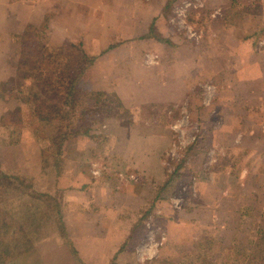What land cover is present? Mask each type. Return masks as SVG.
Wrapping results in <instances>:
<instances>
[{"label":"crops","instance_id":"0c3cea01","mask_svg":"<svg viewBox=\"0 0 264 264\" xmlns=\"http://www.w3.org/2000/svg\"><path fill=\"white\" fill-rule=\"evenodd\" d=\"M180 1L0 0V17L7 15L9 18V23L5 25L4 17L0 18V47L7 41L12 51V61L6 66L0 62V71L4 69L6 72L0 73V84L14 79L17 66L22 67L19 61L16 63L17 46L19 49L17 36L27 27H38L44 33V42L56 47L57 52L63 54L66 47L75 48L70 51L72 54L79 55L78 51H83L92 62L82 76V87L87 85L88 91L115 96L120 107L131 112L134 122L144 105L149 107L145 123L164 125L165 117L157 120L155 113L162 114L165 105H168V113L171 114L167 119L173 117L174 121L176 108L201 106L202 100L193 98L194 91H200L207 82L213 84L208 88L217 92L216 100L225 105L218 104L222 109L221 115L224 116L227 111L225 107L233 108L237 126L232 124L230 131L248 136L256 153L257 149L264 148V25L259 29L247 27L243 32L242 28L235 30L232 28L234 24L229 25L224 13L227 14L230 8L244 0H192L197 10L183 9L178 14L177 24L180 27H176L175 7ZM193 12L195 20L191 15ZM222 16L224 19L219 20ZM13 21L18 28L11 27ZM197 25L201 30L196 29ZM191 29L200 30L202 33L197 31L200 38H193ZM221 87L232 92L234 103H224L227 99L223 96L224 90L220 91ZM212 96L208 95V102L214 99ZM13 99L9 96L7 101ZM236 103H239V109ZM201 115L200 111L198 116ZM173 121L165 127L170 133L176 129L177 122L173 125ZM132 125L129 124L131 131ZM1 128L6 129L3 125ZM94 136L90 134V137ZM125 142L127 147L145 143L140 139L132 143L131 138L125 139ZM26 145L32 147L31 143ZM47 146L34 145L32 153L25 149V139L0 145L5 149V158L11 163L18 160L21 154L25 167L33 168L29 176H35L29 177L30 182L36 181L39 176L41 180L48 176V168L45 167L48 162L43 160ZM106 159L98 156L89 160L76 159L81 169L75 173L72 171L69 187L60 186L61 178L57 177L53 179L52 191L36 187L19 191L22 198L18 202L31 196L38 197L35 206L31 203L24 205L25 209L28 208L26 217L21 221L18 219L20 223L17 227L8 218L12 228L5 225L9 231L0 234V249L6 238L8 246H11L13 238L23 236L19 244V247L23 246V251L16 254L12 247L9 256H1L0 250V258L5 259L0 264H117L121 261L128 264L132 256L135 262L154 258V254L137 255L132 251L139 242L135 240V234L145 228L143 218L149 217L148 221L155 218V204L139 192L145 187L144 183L131 182L135 183L133 187L127 184L125 190H119L118 185L113 186L112 178L108 177ZM1 160L2 164H6L3 155ZM0 170V178L25 179L10 174L1 165ZM123 172L119 175L127 173ZM0 192L3 197L12 195L13 191L0 189ZM47 197L57 201L55 205H50V209L43 206ZM1 202L0 211L5 208V211L11 212L9 202L5 201L7 206ZM32 208L35 213H49L44 219H32ZM140 211L144 215L142 220L136 221ZM115 218L120 219V223ZM122 220L124 223H121ZM5 226H1L2 229ZM33 226L44 234L35 244L26 245L31 240L27 236L31 235ZM113 229L118 231L119 237L114 236ZM49 231L53 236L49 237Z\"/></svg>","mask_w":264,"mask_h":264},{"label":"rangeland","instance_id":"374dc122","mask_svg":"<svg viewBox=\"0 0 264 264\" xmlns=\"http://www.w3.org/2000/svg\"><path fill=\"white\" fill-rule=\"evenodd\" d=\"M193 4L192 0L191 2L181 0L176 5L177 17L174 22L176 27H180L177 20H179L178 14L182 13L183 9L197 10ZM191 15L194 20L197 19L194 12ZM224 15L227 16L229 25L234 24L232 28L235 30L242 28L243 32L245 28L252 26L259 29L264 25V0H244L240 5H234V8H230ZM2 17L6 21L4 25L9 23L7 15L0 18ZM223 19V16L219 18V20ZM13 26H16L14 21L11 24V27ZM27 28L31 32L40 33L38 27ZM196 29H200L198 25ZM194 30L191 29L190 35L193 38H200L198 32H201V29L197 30L198 32ZM1 46L0 62L6 66L7 62L12 61V51L7 41ZM73 49L66 47L63 54L71 55L70 51ZM16 53L17 63L18 46ZM3 70L0 73L6 74ZM30 73L32 72L29 67L17 66L16 77L0 84V145L7 141L25 139V149L34 153V145H48L46 147L48 149L55 147L54 142L62 138V131L65 129L71 136L66 139L64 152L57 161L59 167L56 169L59 170L58 177L61 178L62 183L60 186L69 187L72 183L69 181L72 171L75 173L81 169L76 159L89 160L93 156L107 158L110 175L108 177L112 178L113 186L114 184L119 186V190H125L127 184L133 187L135 183H144L145 187L142 190H136L142 193L146 200L155 204L157 212L155 218L150 221H148L149 217L143 218L146 225L135 234V240L139 242L132 252H136L137 255L154 254L155 257L135 262L132 256L128 259V264H264V148L261 147L254 153L255 150L252 149L248 136L230 131L229 127L232 124L234 127L237 126L233 108L225 107L227 111L224 112V116L221 115L220 106L225 105L216 100L218 93L208 88L213 84L207 82L202 88L199 87L200 91H194L193 98L202 100L201 106L186 105L176 108L174 121L173 117L167 119V116L171 115L168 113V105L162 109V114L155 113L157 120L165 117L164 125L158 122L154 125L145 123L149 109L147 105L140 109L139 116L134 122L131 112L120 107V104L115 102V96L109 94L107 109L102 120L96 118L98 128L85 135L82 128L92 123V116H87L84 121V117L78 115L79 106L76 108V119L78 118L76 126L66 128L61 118H51L47 123L44 121L40 123L36 117L35 119L32 117L36 109L47 113L54 112L55 107H49L50 97L45 102L48 103L47 105L40 103L42 101L40 96L47 97L40 87L32 83ZM44 75L46 76V72ZM85 86L83 89L88 91ZM222 89L223 96L227 99L223 100L224 103H234L232 92H228L224 87H221L220 91ZM208 95L214 97L211 102L207 101ZM241 95L243 96L242 93ZM9 96L14 98L10 102L7 101ZM90 98L94 97L91 95ZM52 101L57 102V100ZM235 106L239 109V103ZM92 108L95 110L96 106ZM200 111L201 117L198 116ZM86 113L88 114L87 111ZM7 117L20 123L21 127L18 128L20 133L14 130V124L11 126L6 124ZM19 118H22V121H17ZM172 121L173 125L177 123L174 132L170 133L165 127ZM127 123L134 124L132 131L129 130L131 126ZM1 124L6 129L1 128ZM227 127L229 130L225 129ZM90 134L96 136L90 137ZM127 138H131L132 143L136 139L145 143L127 147L125 142ZM27 142L32 144L31 148L26 145ZM4 150L0 147L1 168L4 170L6 168L10 174L25 179L3 176L0 178V189L13 191L12 195L3 196L4 199L0 192L2 205H6L5 201L9 202L11 209V212L5 211V208L0 211V234L9 231L5 225L12 228L9 222L17 227L26 217L28 208L25 209L24 205L31 203L35 206L38 197L31 196L23 202H18L22 197L14 186L24 188V183L29 182V177H34L35 174L29 176L30 172L33 173V168L27 165L25 167L21 154L18 160L11 163L5 158ZM48 152L50 153V150ZM2 155L6 164H2ZM44 156L46 157L45 153ZM108 157L111 158L108 160ZM48 161L49 165H47L52 168L55 160L50 158ZM122 171L127 173L123 172V175H119ZM39 177L33 181L34 187L52 191L54 174L45 176L42 180ZM166 183L169 184L165 185ZM47 198L49 201L46 199L43 206L50 209V205H55L57 201L52 197ZM30 211H33L30 214L32 219H44L49 213V211L35 213L34 208ZM142 212L138 213L136 221L142 220L141 217L144 215ZM128 216L132 218L131 213H128ZM115 220L120 223V219L115 218ZM121 223L124 221L122 220ZM1 226L5 228L2 229ZM50 231L47 232L49 237L53 236ZM113 232L114 236L119 237L117 230L113 229ZM30 234L27 237L31 238V244L28 242L26 245L35 244L44 232L33 226ZM21 241L23 236H18L13 238L11 241L13 244L8 246L6 238L1 244V256H9L12 247L15 248L13 252L21 253L23 251V246L19 247ZM4 260L0 258V262Z\"/></svg>","mask_w":264,"mask_h":264},{"label":"trees","instance_id":"16d2710c","mask_svg":"<svg viewBox=\"0 0 264 264\" xmlns=\"http://www.w3.org/2000/svg\"><path fill=\"white\" fill-rule=\"evenodd\" d=\"M42 32L43 31L40 33L31 32L30 29L27 28L22 34L17 36V43L19 45V64L29 67L32 72L30 73L32 83L40 87L47 97L41 98L40 96L42 100L40 103L47 105L48 103L45 102L50 97L49 107H55L54 112L48 111L47 113H42L39 109H36L32 117L34 119L36 117L40 123L42 121L47 123L51 118H61V120H64L63 122L66 128L76 126L78 120V118L76 119V108L79 106L80 114L78 115H80L81 118L84 117V121L87 116H92V123L82 128L84 130L83 134L87 135L90 131L98 128L96 118L102 120L104 111L107 109L106 106L109 97L104 96L102 92L95 93L83 89L81 79L88 65L92 62L83 51H78L80 56L75 52L71 55L61 54L56 51V47H50L44 42V33ZM45 72L46 76L44 75ZM51 93L53 94L49 96ZM59 93L61 96L57 95ZM91 95L94 97L93 99L90 98ZM52 100H57V102H53ZM115 100V102L119 103V100ZM93 106H96L95 110L92 108ZM91 110L94 111L90 112ZM54 113L56 114L51 116ZM9 116L12 115L9 114ZM17 121H22V118H19ZM6 122L8 126L14 124V130L20 133L18 129L21 127L20 123L16 122V120L13 121L10 117H7ZM69 134L70 133L64 129V131H62V138L54 142L55 147L49 148L44 152L46 157L44 156L43 160H45V162H49L48 160L50 158L55 160L53 166H51L52 168L48 166L49 163L45 165V167L48 168L47 174L50 176L54 174V178H57L59 175V170L56 169L58 167L57 161L59 160V156L64 152L65 141L71 136ZM49 150L50 153L48 152ZM24 184V188L22 189L17 188L18 185L14 187L17 191L34 187L33 181Z\"/></svg>","mask_w":264,"mask_h":264}]
</instances>
